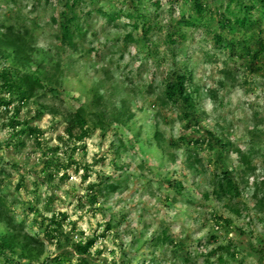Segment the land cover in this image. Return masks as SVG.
<instances>
[{
  "label": "rangeland",
  "instance_id": "1",
  "mask_svg": "<svg viewBox=\"0 0 264 264\" xmlns=\"http://www.w3.org/2000/svg\"><path fill=\"white\" fill-rule=\"evenodd\" d=\"M67 1L56 0L53 5L46 0L48 24L59 42L58 55L37 61L30 41L39 26V0H0V74H29L41 85L22 100L17 92L3 91L0 79V98L11 101L9 107L0 105V132L11 130L0 143L5 153L0 156V264L39 261L44 245L26 231L37 224L49 242L60 237L56 256L64 258L65 264H109L103 255L109 251L107 246L94 253L92 249L108 239L110 232L120 241L116 245L120 264H264V187L256 176L257 168H264V114L251 100L257 90L264 91V52L253 63L249 54L231 55L215 44V35H225L238 46L250 36L244 30L221 27L227 0H203L213 16L207 14L198 26L179 24L193 13L189 0L176 4L169 0H85L75 9L78 18L70 41L63 35V15H72ZM99 9L123 13L109 21ZM138 11L147 21L135 17ZM145 21L152 28L149 32L142 28ZM255 36L264 43V17ZM12 40L20 51L7 44ZM248 45L252 55L258 48L254 42ZM69 69L83 76H65L62 90L58 73ZM178 74L190 77L189 106L164 101L165 85ZM81 89L83 102L65 95ZM244 105L251 115L243 110ZM76 113L83 119V128L75 125ZM46 116L52 119L46 121ZM112 124L118 126L116 139L89 165L87 143L72 142L91 139L95 129L102 128V146ZM31 128L37 130L33 135ZM256 129L261 132L255 169L246 176L238 154L230 151L221 156L207 138V133L213 134L233 149L245 151ZM78 153L83 155L77 158ZM109 156L113 174H98L99 183L83 187L96 165L107 166ZM223 166L237 178L241 193L234 198L213 194ZM73 175L80 176L83 194L70 185ZM249 176H256L251 196ZM45 186L47 196L41 191ZM137 197L138 208L120 207ZM101 201V207H96ZM41 203L53 216L33 219L30 226L29 216H40ZM64 209L80 215L70 221ZM97 214L105 222L97 221L83 242L85 233L79 224L85 216L96 219ZM17 215L22 216L18 222ZM65 225L70 231H64ZM101 227L103 232H99ZM133 229L136 232L125 248L121 235ZM90 240L94 246L81 254L77 247ZM244 250L248 255L241 257ZM109 254L115 257L116 252ZM51 260L43 264H55Z\"/></svg>",
  "mask_w": 264,
  "mask_h": 264
},
{
  "label": "trees",
  "instance_id": "2",
  "mask_svg": "<svg viewBox=\"0 0 264 264\" xmlns=\"http://www.w3.org/2000/svg\"><path fill=\"white\" fill-rule=\"evenodd\" d=\"M97 1V0H94ZM173 3H178L180 1H187V0H169ZM191 3L192 8V15H189L186 19L182 18V20L179 22L180 25L183 26H198L200 23L203 22V19H206L207 14H210L213 16V12L208 9V7L203 3V0H189ZM82 3H85V0H69L66 3V7H68L67 11L71 13L72 15L69 16L68 13H65L63 15L64 22H63V35L64 38L67 41H70L71 38H73L75 30L72 29V25L77 20L78 16L76 14V7L81 5ZM156 5L158 2H154ZM153 4V5H155ZM99 12H101L109 21H115L118 19L122 11L119 12H105L104 10L99 9ZM221 27L224 28H234L238 30H244V32H247L250 34V36L247 39H243L241 42L242 44L238 46L237 42L235 40L228 39L225 35H215V44L220 46L221 49L228 52L231 55H236L235 53L238 52L240 57H243V54H249L251 56L252 62L255 63L259 57L260 54L264 52V43L260 39H255V34L259 31L261 27V23L264 17V0H227V5L225 10L223 11V14H221ZM132 17V16H130ZM138 18H142V20H146V16L143 17V15L138 11V14L135 16ZM184 17V16H183ZM143 22V29L145 32H149L152 28L150 27L149 22ZM199 23V24H198ZM137 27V25L135 24ZM172 41H175L176 39H172ZM254 42L256 47L258 48L256 52H254L251 55V52L248 50L249 45L248 42ZM9 44L11 47L15 49V52H18V45L14 43L12 40L9 41ZM248 50V51H247ZM243 51V52H242ZM0 79L2 80L1 89L3 91H7L10 94L17 92L18 94L22 95L21 99L26 100L29 98L34 90L37 87H40V83L32 78L29 74H24L20 77H12L9 72L3 71L0 74ZM190 82V77L186 74H178L174 79H171L167 82L165 85V89L163 92L164 101L169 102L171 104L176 105H183L187 104L189 106L190 103V92L188 91L187 84ZM3 102V103H2ZM11 101H3L0 98V105H4L6 107L10 106ZM75 125L80 126L83 128V119L81 118L79 113H76V116H74ZM82 125V126H81ZM72 129L73 125L69 126L67 129V132L69 135H72ZM37 130L35 128H31L29 130L30 134H35ZM83 131V130H82ZM261 130H254L251 133L249 146L248 148L243 151L241 149H233L232 144L223 140H220L216 138L213 134L207 133L208 135V141H211V143H214V145H217V147L220 149L219 151L222 153H228L230 151H233V153L238 154L239 156V162L243 166L244 175L246 176L247 173H251L255 167L253 166V159L254 155L257 153V148L259 147V133ZM83 133V132H82ZM85 134V133H83ZM198 143V142H197ZM219 161L222 162V157L218 155ZM260 186L264 187V180L261 181ZM112 189L115 188V186H111ZM264 189V188H263ZM241 190L239 187V184L237 182V178L234 176L233 172L231 170L226 169L224 166L222 167V170L217 178V189L214 191L215 197H226V198H234L236 195H240ZM95 241L90 240L87 242L84 246L80 245L78 246V251L81 254H88L90 249L94 246ZM226 252H230L229 247L223 248ZM65 259L56 256V258L51 260V263L55 264H65Z\"/></svg>",
  "mask_w": 264,
  "mask_h": 264
},
{
  "label": "clouds",
  "instance_id": "3",
  "mask_svg": "<svg viewBox=\"0 0 264 264\" xmlns=\"http://www.w3.org/2000/svg\"><path fill=\"white\" fill-rule=\"evenodd\" d=\"M56 3V0H52V4L54 5ZM38 7L40 8V13L38 14V24L39 26L37 28H35L31 34V41H30V46H31V50L33 51V54L35 56V59L37 61L43 60V61H47L48 59L51 58H55L58 55L57 52V48H58V40L56 38V33H55V29L48 24V17L50 15V9L49 6L46 4V0H39V4ZM78 67V66H77ZM32 71H37L36 67H33ZM69 74H71L72 76L77 77L78 79L83 76V72H78L76 69H69L66 70L62 73H58V80H57V84L59 87H61V89L63 90V78L65 76H68ZM82 91L83 89H81L80 91H71L68 93H65V95L71 97V96H76L81 98L82 102H83V97H82ZM259 96L260 99L257 101L256 97ZM242 99L247 100L249 99V97H243ZM251 100L256 101V103H258L260 105L259 111H261L262 114H264V91L261 90H257L255 92L254 95L251 96ZM233 107H235V104H233ZM243 110L245 112H248L249 115H251V110L247 107V105L243 106ZM25 111H27V109H25ZM34 114V112H33ZM52 119V117L50 116H46V121H50ZM2 123V122H0ZM46 126V125H45ZM177 128H179V124L176 125ZM118 126L116 124H112L111 127L109 129H107V134H106V138L103 140V144L101 146V133L102 131H104V129L102 128H96L95 129V134L91 136V139H85L84 141H73L72 144H80V143H87L88 145V156H87V163L89 165L92 164V159L94 156H98L99 154H103L106 151L109 150V145L113 143V141L116 139V136H114V133L117 131ZM11 131L10 129H6L4 132H0V143H3V141L6 139L7 137V133ZM63 134V133H61ZM130 135V134H128ZM65 140H68V137L65 135ZM54 143H56V141H53ZM62 149H63V145H61ZM69 147H71V145H69ZM5 153L3 150H0V156H4ZM82 153H78L77 158H79L80 156H82ZM60 156L62 159L65 160V162L67 161V158L64 157L63 151L60 153ZM5 159H7V157L5 156ZM113 167H112V157L109 156L108 157V163L107 166H100V165H96L90 176L88 181L84 184L83 187H87L88 184H97L99 183V181L97 180V175L100 174L101 176L104 175H112L113 174ZM83 174V170H81V175ZM60 175H63V172L60 173ZM256 176H259L260 180H264V168H257V172H256ZM256 176H249V188H248V196H251V193L255 191V188L252 187V185L256 182ZM59 177H57V181H58ZM81 181H80V176L77 175H73L72 176V180L70 182V185H75L77 187L78 191H81L83 194V190L80 187ZM68 187V186H65ZM41 191L45 194V196H47L48 193V189L47 187H42ZM24 199L26 200H30L32 199V197L30 196H25ZM138 197L137 199H130V200H126L123 204L120 205L121 208H132L133 205H136L137 208L139 207L138 205ZM103 204V201H101L99 204L96 205V207H101V205ZM74 208V206H73ZM66 211L69 212L70 214V221H74L77 220L78 216L80 215V213H74L73 209H64ZM15 211L19 212L20 211V207L17 206ZM85 212H87V208H85L84 210ZM53 213L52 212H45L44 211V205L43 203H41L40 205V216H37L35 213L31 214L29 216V224L31 226V221L33 219H37L40 220L43 217H47L49 220L52 218ZM59 218V216L57 215V219ZM22 219V216L17 215L16 220L17 222ZM97 221H99L100 223H104V219L97 214L96 219H92L91 215H87L85 216V220L83 222H81L79 224V228L83 229L85 236L83 238V242L87 241V238L90 237L92 235V229L95 228ZM90 222V224H89ZM54 227V226H53ZM26 231H28L29 235L33 236V237H38L43 245H44V251H43V255L40 256L39 261H34L33 264H43V261H45L46 259H55L56 255H57V244L60 241V237H57L56 239H52L51 242H49V239L46 237L44 231L40 228L39 224L35 225V226H31L30 229H26ZM64 231L68 232L70 231V228L68 225L64 226ZM104 228L101 227L99 229V232H103ZM136 229L132 230V233L129 235H121V239L124 241V245L125 248H127L128 243L131 241L132 236L135 234ZM149 235H151V232L148 233ZM113 235L114 233H109L108 234V239H104V240H100L98 241V243L94 246V248L92 249L93 253L97 250V249H101L104 246L108 247V252H104V257H106L109 261V264H111V261L113 259H115L117 261V264H120V249L116 247L117 244L120 243L119 240H114L113 239ZM234 240L236 239H241L237 236H233L232 237ZM255 243V241H254ZM115 250L116 255L115 257H113L112 255H110L109 253L111 251ZM248 255L247 250H244L241 253V257ZM241 257H238L241 258ZM18 259V257H17ZM21 264H29V262L27 260H24L21 262Z\"/></svg>",
  "mask_w": 264,
  "mask_h": 264
}]
</instances>
